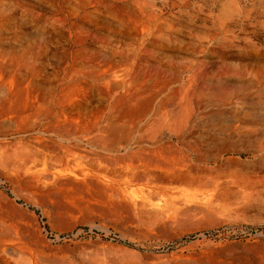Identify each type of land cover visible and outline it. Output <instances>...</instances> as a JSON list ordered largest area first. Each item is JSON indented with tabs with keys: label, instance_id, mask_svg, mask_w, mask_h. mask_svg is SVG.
Returning a JSON list of instances; mask_svg holds the SVG:
<instances>
[{
	"label": "rangeland",
	"instance_id": "1",
	"mask_svg": "<svg viewBox=\"0 0 264 264\" xmlns=\"http://www.w3.org/2000/svg\"><path fill=\"white\" fill-rule=\"evenodd\" d=\"M0 264H264V0H0Z\"/></svg>",
	"mask_w": 264,
	"mask_h": 264
},
{
	"label": "bare ground",
	"instance_id": "2",
	"mask_svg": "<svg viewBox=\"0 0 264 264\" xmlns=\"http://www.w3.org/2000/svg\"><path fill=\"white\" fill-rule=\"evenodd\" d=\"M58 145H59V144H58ZM54 146H56V144H55ZM72 149H73V148H72ZM70 150H71V149H70ZM70 150H69V151H70Z\"/></svg>",
	"mask_w": 264,
	"mask_h": 264
}]
</instances>
